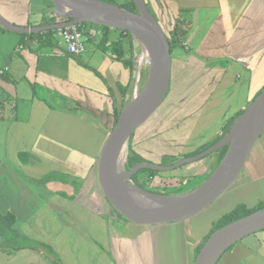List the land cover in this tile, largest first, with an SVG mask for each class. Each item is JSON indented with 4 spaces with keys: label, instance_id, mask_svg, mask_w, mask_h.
Segmentation results:
<instances>
[{
    "label": "crops",
    "instance_id": "1",
    "mask_svg": "<svg viewBox=\"0 0 264 264\" xmlns=\"http://www.w3.org/2000/svg\"><path fill=\"white\" fill-rule=\"evenodd\" d=\"M143 1L164 28L171 23L168 33L182 15L191 25L184 41L171 52V85L163 102L168 103L160 115L161 125L150 129L146 122L139 126L131 135L136 138L133 144L157 145L150 141L160 136L165 140L161 145L175 144L179 148L174 149V155L185 154L196 148L183 151V145H197V138L204 145L219 137L227 121L246 108L264 87V0ZM55 7L52 0H0V17L11 28L0 21V111L4 114L0 119V146L8 142L16 149L12 152L0 147V196L14 198L6 204L0 199V210L15 213L18 230L22 227L29 237L52 246L63 264H170L166 236L174 246L175 240L183 237L179 234L173 239L167 232V226L174 222L140 225L126 240L112 231L107 211L78 197H83L84 177L95 173L97 178L96 158L114 125L116 105L131 100L137 87L133 89L132 69L98 46L95 37L104 32L98 24L83 25L93 35L85 32L90 44L86 51L69 52L60 31L49 27L69 21L57 15ZM118 32L112 28L110 39H117L119 35L113 34ZM192 85L199 89L194 90ZM46 99L55 105L49 106ZM68 101L77 106H66ZM26 103L32 106L26 108ZM184 118L187 122H182ZM7 130L10 138L5 135ZM40 141L46 146L40 148ZM259 141L256 159L249 165ZM53 142L67 150L62 162L55 164L57 170L50 166L37 174L30 172L38 169L36 165L40 167L38 155L46 156L50 152L48 144ZM22 151L31 154L26 163L19 157ZM5 162L16 171V178L22 177L10 180L11 169ZM245 166L228 191L214 201L223 198L225 212L238 203L253 207L264 198V173L259 172L264 169V132ZM49 170L81 178L78 193L74 194L73 185L61 181L39 184L37 181ZM11 182L18 185L15 192L8 189ZM94 195L103 203L99 194ZM108 208L112 216L118 215L111 205ZM196 218L193 216L191 221L194 242H189L195 245L191 247L193 252L218 219L214 217L208 225L200 226ZM114 221L119 223L121 219ZM38 229L47 231L46 239L39 238ZM123 249L128 252L122 254ZM185 251V258L177 259L178 264H190L189 249ZM217 264H264V228L235 243Z\"/></svg>",
    "mask_w": 264,
    "mask_h": 264
},
{
    "label": "water",
    "instance_id": "2",
    "mask_svg": "<svg viewBox=\"0 0 264 264\" xmlns=\"http://www.w3.org/2000/svg\"><path fill=\"white\" fill-rule=\"evenodd\" d=\"M57 15L69 21L49 26L58 28L68 23H92L130 32L148 49L149 73L142 88H137L108 133L97 161V179L111 205L128 221L156 225L189 219L210 206L240 176L251 151L264 132V89L236 118L231 130L204 151L174 163L160 165L152 161L138 163L132 169H120L117 161L133 132L144 124L166 99L171 85L172 55L169 34L143 0H134L137 11L104 0H52ZM1 23L8 27L5 19ZM142 64L139 65V72ZM139 80V77H138ZM228 145L213 175L200 187L171 195L153 193L133 182L132 176L144 167L172 170L201 159ZM127 160V159H126ZM125 180V181H124ZM131 181L156 197L173 198L157 205H140L124 187ZM264 228V207L216 229L205 241L193 264H217L221 256L245 236ZM47 254V252L40 248Z\"/></svg>",
    "mask_w": 264,
    "mask_h": 264
},
{
    "label": "rangeland",
    "instance_id": "3",
    "mask_svg": "<svg viewBox=\"0 0 264 264\" xmlns=\"http://www.w3.org/2000/svg\"><path fill=\"white\" fill-rule=\"evenodd\" d=\"M172 21L174 22L173 18L170 19V22H172ZM170 24L171 23L166 25V27H165L166 30H169ZM174 25H175V23H174ZM174 25H172L171 28H173ZM113 31L115 32L116 30H113ZM118 35H119V32L116 35L113 34V37H115V36L117 37ZM85 38H86V36L83 37L84 41H86ZM135 45H136V47H135L136 53L134 55V58H135L134 61H135L136 66H135V78H134L133 89L136 88L137 86L140 89L144 86L146 79L148 77L149 65L148 64L146 65L147 62H144L142 67H141V70L139 72L140 60H141L142 55H143V47H142L140 41L138 40V38L135 39ZM146 73H147V76H146ZM138 77H139V82H138ZM191 81H193V79H191ZM192 87L194 88V90L199 89L198 85H192ZM38 94H41V93H38ZM192 94H194V93H192ZM12 101L15 103L17 102L14 99ZM46 101L49 102V100H47V99H46ZM13 102H12V105H14ZM55 102L57 104H59L58 99H55ZM129 102H130V98L124 100V102L119 104V105L117 104L115 108L121 111L123 108V104H128ZM68 103H70L71 106H74V105L77 106V104L74 101H71V102L68 101L66 103V106L68 105ZM167 103L168 102L166 101L165 103L161 104L160 110H157L146 121L147 125L150 127V129L153 127L157 128V126L161 123L160 115L162 113V110L167 107ZM48 104H49V106L55 105L53 100L51 102H49ZM26 105H28V104L26 103ZM63 105H65V102L63 103ZM31 106H32V104L26 106V108L31 107ZM23 112H24V108H22L21 113H23ZM24 113L22 114V116L24 115ZM26 119H27V117H26ZM187 119L188 118H184L182 122H187ZM39 121H41V120H39ZM142 126H140V127H142ZM155 130L156 129H154V133H153L154 135H155V132H157ZM28 132H30V130ZM9 133H10V130H7L5 135L10 138ZM147 135H149V134H147ZM159 135H160V133L158 134V136ZM159 138H160V136L151 140L150 142H152V143H158L157 145L152 144L151 146L150 145L144 146L143 144L142 145H135V144H133V142H134V140H136V138L135 139L130 138L129 145H128V155L130 153L129 146H130V142H131L132 148L134 149V147H135V151H137L142 156H144L148 161H152V162L160 164V165H167V164H162V162L165 160H168L170 157H173V156H177L178 160L183 158V153L175 154V155L173 154L174 149H177V150L179 149V148H177V146L175 148V144H171L169 146L161 145L162 143H165V140L162 141ZM170 138H172V137H170ZM197 140L200 141L199 138H197ZM198 141H195V144L198 143L197 145H193V146L192 145H189V146L183 145L184 149H182V150L185 151V150H188L190 148L194 149V148H198V147L202 146L203 144H199L200 142H198ZM260 141L258 142V145L254 149L253 154H252L253 157H255V158L253 160H249V162H248L249 165H251V162L255 161V159H256L257 148L259 147V144L261 143ZM19 142H20V140L17 143H19ZM65 142L70 144L69 138H66ZM166 144H167V142H166ZM43 145L46 146V143L40 141V143H39L40 148H42ZM0 147H2L3 149H7V151H12V152H14L16 150L15 144L12 146L8 142L1 145ZM136 147H137V149H136ZM48 150L51 153L50 152H47V154L45 153L46 156L38 155V159L40 160V162H39L40 167L38 165H36L38 167V169L36 171L30 170V172L34 171L33 173L37 174L38 172H42L46 168L51 169L50 166H52L54 170H57V168L54 166L56 163L60 164L62 162L61 158H63L62 157L63 153H64V151L66 152L67 150L62 148L60 145H58L54 142L48 144ZM163 151H166V152H163ZM190 156H193V155H188L186 157H190ZM98 157L99 156L97 155L96 160H98ZM166 157H168V158H166ZM127 159H128V156H127ZM126 162H127V160L124 163V166H123L124 169H126L125 168ZM5 163L8 166L7 168L11 169L12 175L10 177V180L16 181V179H19L22 177V176L21 177L17 176V178H16L14 175V172H16V171L13 170V168L9 162H5ZM12 164L16 167L15 163H12ZM0 167H1V165H0ZM3 167H4V165H3ZM218 167H219V165L215 162L213 155L209 154V155H207L201 159L192 161L190 163H186V164H184L178 168L172 169V170H163V171L157 170L156 173L152 174L153 175L152 177L147 178L146 180H142L141 182L138 179H137V181L140 183V185H142L148 189H154V190H157L160 192L175 193V194H177V192H179L181 190L183 192H189V191H192V190L200 187L203 183H205L213 175V173L215 172V170ZM247 167H248V165L245 166V168L242 172L243 174H245ZM127 170H130V169H127ZM2 171L5 172L6 167L2 168ZM49 171H51V170H49ZM151 172H152L151 170H144V171L139 173V178L145 177L143 173H146L145 175L149 176V175H151ZM259 172L264 173V169H261ZM96 174H97V171H96ZM94 175H95V173H91V174H88L86 177H84L85 181L83 183V190H84L83 197H81V196H78V197H80L82 199V202H84V203H86L92 207L103 208L104 212L107 211L108 213L106 216L109 217V220L112 223V231L117 235H122V237L125 238L126 240L131 239L132 232H136L143 225L137 224L136 226H130L129 225L130 221H128L127 219L120 217L116 213L113 216L111 215V212L109 211L111 208H108L111 205V203L106 198L103 190L101 189L100 184L98 182V179L96 178V175H95V177H94ZM142 182L145 183V185ZM11 183L13 185L8 186V189L15 192V189L17 188L18 185L16 186V182H11ZM94 192L101 196V201L103 203H100V198L99 199L97 198V200H95L96 198H95ZM228 193H232V192H228ZM226 195H228V194H226ZM0 199H1L3 204H6V203H10L14 198H13V196H11L8 199H3L0 196ZM222 199L219 200V202H213L210 206H208L207 208H205L200 213H198L197 215L194 216V217H197L196 222L200 221V223H201L200 226L208 225L212 218H214V217L218 218L221 213L226 211L225 206L223 207L221 205V203L224 202V200H222ZM261 201H264V198L259 199V202H261ZM1 211H3V210H1ZM192 218H189V219H186L183 221H179V222H174L175 224L172 223L171 226H167V232L170 234V236L173 237V239H174V235H176V236H179V234L183 235V237L181 238L182 242L180 240H175V246H174L173 242L171 241L170 237L166 236V239L169 238L167 248H168V253L170 255L168 257L170 264H178L177 259L183 260L185 258L184 257V251L186 250V248L189 249V253L187 254V256H188V259H190V264H193V262H194L193 259H194L195 250H194V252L191 251V247L192 246L194 247L195 245L189 243L190 241L194 242V237L192 236L193 227H191L192 226L191 221H193ZM118 219H121V221L119 223H116V221H114V220H118ZM126 223H128V224H126ZM72 224L74 225L75 228L79 227L78 224H74V221L72 222ZM200 228H202V227H199L197 229V231ZM19 230L24 233L25 229L20 227ZM163 230L165 231V228H163ZM37 232L39 234L38 236H40L39 238H45L46 239V236H47L46 230L38 229ZM24 234H27V233H24ZM203 239H204V237H203ZM1 241H2V237L0 235V243H1ZM179 241H180V244H179ZM175 248H176V250H175ZM121 252L123 254L124 252H128V251L123 249ZM173 252L176 253L177 258L174 257ZM0 264H57V263L54 260H52L51 258L47 257L46 254L43 253L40 249L25 248V249H21V250L14 251V252L10 253V252H6L5 250L0 248Z\"/></svg>",
    "mask_w": 264,
    "mask_h": 264
},
{
    "label": "trees",
    "instance_id": "4",
    "mask_svg": "<svg viewBox=\"0 0 264 264\" xmlns=\"http://www.w3.org/2000/svg\"><path fill=\"white\" fill-rule=\"evenodd\" d=\"M108 1L114 4H117L122 7H126L132 11H137V6L134 2V0H104ZM149 8V6H148ZM150 11L155 15L153 10L149 8ZM156 16V15H155ZM83 25H94L92 23H82ZM190 22L185 18V15L182 17H178L176 20V23L174 27L169 31V41L171 45V52L174 50L177 46H179L184 40V37L186 36L189 28H190ZM101 27L104 32L101 34L99 37H95V41L98 43V46L105 51L106 53H109L112 55L114 58H117L127 66L132 69L133 73H135V62L133 61L134 55H135V39L136 37L132 35L130 32L125 31L123 29H118L119 31V37L117 39H110V30L112 29L109 26L105 25H98ZM87 32V31H86ZM93 37L92 34L87 32V36ZM90 40V38L88 39ZM110 91L112 88L110 85H108ZM121 87V85H120ZM264 89V87L259 91V93ZM125 91V90H124ZM258 93V94H259ZM126 105V104H125ZM123 105V107L125 106ZM2 109V107L0 108ZM245 110L242 109L239 114L236 116L232 117L230 120L227 121V123L224 125L223 128V133L214 139L213 141L209 142L208 144H204L193 151L187 152L183 154V158L188 156V155H195L199 152L204 151L205 149L209 148L211 145L215 144L218 142L220 139H222L232 128L236 118ZM120 110L115 108L114 111V123L117 121ZM4 118V114L2 111H0V119ZM133 136V134H132ZM131 136V139H132ZM228 145H225L219 150H216L212 152L210 155H213V158L215 162L219 165L221 160L223 159L226 151H227ZM129 155L127 162L125 164L126 169H131L134 166H136L138 163L148 161L144 156H142L140 153L135 151V149L132 148L131 142L129 146ZM31 154L25 151H22L19 153V157L22 160V162L26 163L28 162ZM168 158V157H166ZM178 160L177 156L170 157L168 160H165L162 162V164H171L174 163ZM144 170H151V175L149 176L152 177L154 173H156V169L151 168V167H144L139 169L133 176V182L136 183L138 186L142 187L145 190H148L153 193H158V194H163V195H171L175 193H166V192H160L154 189H148L137 181V179L140 181L139 178V173L144 171ZM51 181H61L63 183H69L75 187V192L74 194L76 195L78 193V190L80 186L82 185V179L79 177H74L68 173H62L59 171H50L46 175H44L42 178H40L37 182L39 184L45 185L48 184ZM141 182V181H140ZM143 183V182H142ZM145 185V183H143ZM183 191H179L177 193H182ZM73 196V195H72ZM264 207V201L258 202L255 206L253 207H248L245 203H238L235 205L234 208L231 210L225 212L223 215H221L217 220H215L212 224L211 229L209 232L204 236V239L196 246L195 252H194V259L195 260L197 254L199 253L200 249L202 248L203 244L205 241L209 238V236L218 228L238 219L243 216H247L251 214L252 212ZM114 211H116L113 208ZM120 217H123L122 214H120L118 211H116ZM124 218V217H123ZM16 222L17 218L15 213L8 211V212H2L0 210V235L2 237V241L0 243V248L5 250L6 252H14L18 251L21 249L25 248H31V249H44L47 254L46 256L54 260L57 264H63L61 258L59 257L57 251L50 245H48L45 242L35 240L28 235L22 233L18 228L16 227ZM231 248V247H230ZM229 248V249H230ZM219 261V260H218ZM218 263V262H217Z\"/></svg>",
    "mask_w": 264,
    "mask_h": 264
},
{
    "label": "bare ground",
    "instance_id": "5",
    "mask_svg": "<svg viewBox=\"0 0 264 264\" xmlns=\"http://www.w3.org/2000/svg\"><path fill=\"white\" fill-rule=\"evenodd\" d=\"M148 54H149L148 49L146 45L143 44V55L140 60V64L149 61ZM137 88L139 87L137 86ZM127 156H128V145L125 144L122 148V154L120 156V159L117 161V165L120 169H122V167L124 166ZM126 182L127 183H124V187L127 190L128 194L135 200L136 203L140 205H157L173 199V198L156 197L155 195L149 194L143 189H140L139 187L134 185L133 182L131 181H126Z\"/></svg>",
    "mask_w": 264,
    "mask_h": 264
},
{
    "label": "built area",
    "instance_id": "6",
    "mask_svg": "<svg viewBox=\"0 0 264 264\" xmlns=\"http://www.w3.org/2000/svg\"><path fill=\"white\" fill-rule=\"evenodd\" d=\"M57 29L60 31L62 42L67 45L69 52L83 53L88 49L90 44L83 39L86 29L82 23L71 22Z\"/></svg>",
    "mask_w": 264,
    "mask_h": 264
},
{
    "label": "flooded vegetation",
    "instance_id": "7",
    "mask_svg": "<svg viewBox=\"0 0 264 264\" xmlns=\"http://www.w3.org/2000/svg\"><path fill=\"white\" fill-rule=\"evenodd\" d=\"M143 174H144L145 177L140 178V181H142V180H146V179L149 178V176H150V175H149V176H148V175H145L146 173H143Z\"/></svg>",
    "mask_w": 264,
    "mask_h": 264
}]
</instances>
